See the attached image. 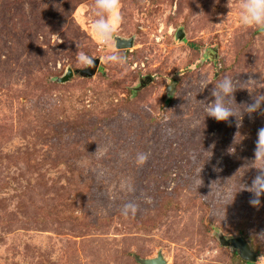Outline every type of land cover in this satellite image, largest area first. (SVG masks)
<instances>
[{
    "label": "rangeland",
    "instance_id": "rangeland-1",
    "mask_svg": "<svg viewBox=\"0 0 264 264\" xmlns=\"http://www.w3.org/2000/svg\"><path fill=\"white\" fill-rule=\"evenodd\" d=\"M94 3L0 0V264H264V196L238 191L264 105L239 126L204 112L225 75L238 104L264 92V29L241 25V0H120L106 45ZM77 51L99 60L91 77ZM238 236L253 263L219 242Z\"/></svg>",
    "mask_w": 264,
    "mask_h": 264
},
{
    "label": "clouds",
    "instance_id": "clouds-1",
    "mask_svg": "<svg viewBox=\"0 0 264 264\" xmlns=\"http://www.w3.org/2000/svg\"><path fill=\"white\" fill-rule=\"evenodd\" d=\"M120 0H95L94 13L95 20L92 23V30L98 39L108 45L112 42L116 27L120 22ZM239 21L244 27H251L256 29H264V0H241L239 5ZM76 62L83 66L91 67L94 58L84 51H77ZM104 62L123 67L127 63V58L120 52L109 49L103 57ZM208 85H203L206 88ZM238 88L236 80L228 75H225L219 80L210 90V95L214 98L209 102H204L205 117L214 118L217 121H229L230 117H234L237 126L240 120H237V111L241 117L242 114L247 113L251 115L261 109L264 105V92L258 91L252 96L251 103H240L235 101L234 93ZM243 107H237V106ZM204 117V118H205ZM146 153H138L136 156V163L143 165L147 160ZM254 162L257 163V175L252 179L249 186L240 188L245 189L251 193L249 204L253 207L261 205V196H264V127H260L256 133L255 148H254ZM237 191V192H238ZM236 192V193H237ZM128 209L135 211L134 205H125V213ZM258 238H264V230L257 233Z\"/></svg>",
    "mask_w": 264,
    "mask_h": 264
},
{
    "label": "water",
    "instance_id": "water-1",
    "mask_svg": "<svg viewBox=\"0 0 264 264\" xmlns=\"http://www.w3.org/2000/svg\"><path fill=\"white\" fill-rule=\"evenodd\" d=\"M183 37V33L181 31L177 32V38L181 39ZM132 46V40L131 39H115V47L117 49H127ZM99 64L98 59L93 60V65L91 67H86L81 70H76L75 72L78 73L82 77H91L97 70ZM73 71L71 69H67L66 72L63 74L61 78H58V82L64 83L69 80V78L72 76ZM150 81L149 77H145L144 82H142V85H144L146 82ZM219 242L222 246L225 247H231L232 249L237 250L238 256L240 259L246 262L253 263L257 257V254L251 250L249 247V244L246 242V240L241 237H234V238H223L221 237L219 239ZM140 264H167L164 258L161 256L160 253H158L155 257L151 258H144V259H138Z\"/></svg>",
    "mask_w": 264,
    "mask_h": 264
},
{
    "label": "trees",
    "instance_id": "trees-1",
    "mask_svg": "<svg viewBox=\"0 0 264 264\" xmlns=\"http://www.w3.org/2000/svg\"><path fill=\"white\" fill-rule=\"evenodd\" d=\"M249 264V263H248Z\"/></svg>",
    "mask_w": 264,
    "mask_h": 264
}]
</instances>
